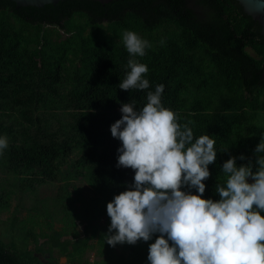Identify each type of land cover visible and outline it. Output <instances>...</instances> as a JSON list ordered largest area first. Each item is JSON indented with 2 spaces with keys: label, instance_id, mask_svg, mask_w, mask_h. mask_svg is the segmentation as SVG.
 I'll return each instance as SVG.
<instances>
[{
  "label": "trees",
  "instance_id": "1",
  "mask_svg": "<svg viewBox=\"0 0 264 264\" xmlns=\"http://www.w3.org/2000/svg\"><path fill=\"white\" fill-rule=\"evenodd\" d=\"M125 30L151 44L136 57L148 68L147 90L119 88L130 71ZM160 84L162 104L179 122L190 121L196 137L215 139L203 198L218 200L223 163L241 154L254 161L264 134V36L238 0H59L41 7L0 0V137L8 139L0 153V215L8 213L0 264H52L62 256L68 264H90L86 253L97 237L113 248L96 220L134 183L135 172L117 167L122 144L110 128L122 117V103L135 100L142 108L147 91ZM81 180L93 196L77 212L81 197L71 187ZM45 184L61 185L42 199ZM58 213L60 228L53 222ZM157 235L91 264H150Z\"/></svg>",
  "mask_w": 264,
  "mask_h": 264
},
{
  "label": "clouds",
  "instance_id": "2",
  "mask_svg": "<svg viewBox=\"0 0 264 264\" xmlns=\"http://www.w3.org/2000/svg\"><path fill=\"white\" fill-rule=\"evenodd\" d=\"M122 39L130 71L119 88L149 89L148 68L136 57L151 44L129 30ZM163 91V84L147 91L142 108L135 100L122 103V117L111 125L122 144L117 167L131 168L135 176L128 190L107 203L106 243L135 245L159 234L149 245L150 264H264V134L254 161L241 154L223 163L224 179L215 185L219 199H205L216 141L208 134L196 137L190 121L180 123L162 104ZM7 147V137H0V153ZM237 159L247 163L237 166Z\"/></svg>",
  "mask_w": 264,
  "mask_h": 264
},
{
  "label": "rangeland",
  "instance_id": "3",
  "mask_svg": "<svg viewBox=\"0 0 264 264\" xmlns=\"http://www.w3.org/2000/svg\"><path fill=\"white\" fill-rule=\"evenodd\" d=\"M56 28L57 27L53 26V25H47L46 26V29L51 30L53 33H56L55 32ZM161 32L162 31L159 30V31L155 32L154 34L156 36H159V34ZM247 51L250 54H252V55H256L255 52L249 47L247 48ZM74 183H75L74 184V188L71 187V191H74L76 189L79 192L80 197H81L80 200L76 203V206H75V210L77 212H79L80 210H82L83 206L90 201V199L93 196V191L89 187V185L83 180L75 181ZM60 185L61 184H45V185H43L40 188L41 195H43L42 199H44V198H52L57 193ZM51 202L52 201L47 202V204L49 206V210L52 213H54L57 210L56 209V205L54 203H51ZM13 203H15V202H13ZM26 204L30 205L28 200H26ZM104 206L107 207L105 204H104ZM46 213H48V212L46 211ZM25 215H27V211L26 210L23 211V216H25ZM7 216H8L7 212H3L0 215V236L3 237L4 240H6V241L8 240V238L6 236H4L5 226H6L4 224V219ZM61 217H62L61 213H58V215H55V218H54L53 222H54L55 227H57V228H60L62 226V223L60 222V218ZM96 223H97V225L99 227L100 233H108V228H109L110 224H109V218H108L107 214H104L101 217H99L96 220ZM84 226H85V223L83 221L78 223L77 229H78L80 235H84V233H85ZM68 238H70V236H68ZM111 250H113V252L116 255H120L122 253H124V254L127 253V251L123 249V244H117L113 248H110V247L104 248V245H101L98 242V237H97V238H94V239L91 240V246L87 250L86 257H87L88 261L91 264V263L95 262L96 260L104 259L106 257V255H108V253H111ZM44 259L45 258H43V260ZM59 261H65L68 264V262H67V260H66V258L64 256L60 257Z\"/></svg>",
  "mask_w": 264,
  "mask_h": 264
},
{
  "label": "water",
  "instance_id": "4",
  "mask_svg": "<svg viewBox=\"0 0 264 264\" xmlns=\"http://www.w3.org/2000/svg\"><path fill=\"white\" fill-rule=\"evenodd\" d=\"M17 5H33V6H44L49 3H57L59 0H12ZM101 3H107L112 0H97ZM242 5L244 11L253 17L261 25V33L264 36V0H238Z\"/></svg>",
  "mask_w": 264,
  "mask_h": 264
},
{
  "label": "built area",
  "instance_id": "5",
  "mask_svg": "<svg viewBox=\"0 0 264 264\" xmlns=\"http://www.w3.org/2000/svg\"><path fill=\"white\" fill-rule=\"evenodd\" d=\"M52 264H67L65 261H57V262H54Z\"/></svg>",
  "mask_w": 264,
  "mask_h": 264
}]
</instances>
